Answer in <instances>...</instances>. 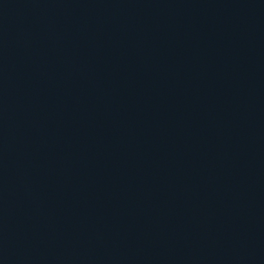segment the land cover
<instances>
[{
  "label": "water",
  "instance_id": "obj_1",
  "mask_svg": "<svg viewBox=\"0 0 264 264\" xmlns=\"http://www.w3.org/2000/svg\"><path fill=\"white\" fill-rule=\"evenodd\" d=\"M0 264H264V0H0Z\"/></svg>",
  "mask_w": 264,
  "mask_h": 264
}]
</instances>
